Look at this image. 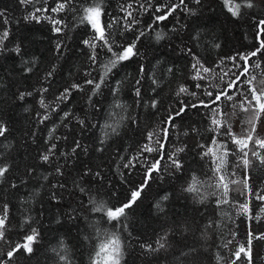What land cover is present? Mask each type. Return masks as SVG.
<instances>
[{"label":"trees","instance_id":"1","mask_svg":"<svg viewBox=\"0 0 264 264\" xmlns=\"http://www.w3.org/2000/svg\"><path fill=\"white\" fill-rule=\"evenodd\" d=\"M83 2L74 0L75 11L66 9L58 14L51 11L56 0H33L31 4L0 0V10L9 20L6 25L0 24V29L9 30L5 41L8 50L0 52V121L8 129L6 138L0 137V164L10 168L5 181L0 182V204H8L10 221L8 242L0 241V259L7 260L11 244L24 242L31 225L40 233L33 254L29 256L21 250L9 264H66L59 255H67L71 264H91L90 255L105 232L121 235V264H231L235 259L232 253L240 244H246L250 230L264 233V201L254 195H241L247 193L245 179L254 193L264 192V164L251 151L247 168L240 155H229L226 179L240 183L229 184L230 189L237 190L229 192V203L217 205L222 189L215 187L211 156L203 153L208 147H215L213 138L227 142L233 151L236 146L227 136L211 130L210 108L215 105L205 93L215 94L234 78L233 73L239 72L227 57L251 52L258 46L254 25L264 19V0H254L255 7L244 9L239 18L232 17L221 0H200L199 4L184 0L163 21H155V16L161 14L154 11L155 7L174 6L180 0H150L152 7L147 11L140 5L147 7L149 0H104L107 15L101 16V24L112 18L119 20L108 30L115 41L114 50L115 45L131 42L140 32L144 35L137 41L139 55L114 68L95 95L93 86L85 81L99 79L111 54L98 47L96 63L89 60L92 49L83 41L94 33L89 25L79 24ZM128 4H132L128 11L133 15L124 20L126 13L121 5ZM37 8L48 11L35 12ZM34 12L40 17L39 22L25 19ZM45 17L62 20V32H54L53 24ZM133 19L136 23L132 30L126 31L124 25ZM157 33L163 35L159 41ZM57 43L61 45L59 51ZM216 44L220 47H214ZM17 45L21 49L19 55L12 51ZM194 57L219 75L202 73L203 80L193 79ZM248 63L249 73L256 76L259 88V81L264 79V57L258 54ZM50 71L53 75L47 77ZM153 80L157 83L153 84ZM74 83L82 87L72 89L66 100L58 99ZM180 86L196 95L177 96ZM137 87L140 97L135 94ZM41 89L47 91L42 93ZM21 92L32 95L20 100ZM230 94L233 101L221 103L220 108L232 114V104L241 97ZM42 98L47 108L40 106ZM153 100L156 108L151 107ZM201 101L209 103V108ZM182 106L185 111L175 116ZM65 112L69 113L67 118H63ZM44 115L49 118L40 123ZM170 115L175 116L174 121L165 124ZM249 115L239 108L230 115L229 123L235 133L243 134L249 127ZM165 128L167 135L162 131ZM149 133H154L151 140ZM157 140L162 141L163 147ZM75 141L86 146L87 152L81 148L72 154ZM52 143L56 144L54 155L45 163L41 154ZM144 145L158 151L142 152ZM180 147L185 149L179 154L183 168L176 171L169 167L167 155ZM253 147L264 153V149L250 144ZM154 160H159L160 171L147 179L146 170ZM129 162L130 166L125 167ZM57 167L60 174L56 173ZM193 177L200 181L198 193L185 191ZM145 181L147 186L141 197L126 210L122 223H109L102 212L92 211L101 202L107 207L120 206ZM243 203L248 204L253 219L238 211ZM25 219L28 223H24ZM165 235L166 240L161 241L166 243L164 249L152 252L140 246L148 243L156 248V242ZM252 257L253 264H264V240H253Z\"/></svg>","mask_w":264,"mask_h":264},{"label":"snow or ice","instance_id":"2","mask_svg":"<svg viewBox=\"0 0 264 264\" xmlns=\"http://www.w3.org/2000/svg\"><path fill=\"white\" fill-rule=\"evenodd\" d=\"M33 0H20L21 4H31ZM79 3V0H76ZM197 4L200 3V0H195ZM223 6L227 9V11L231 14L232 17H241L243 15L244 9H251L255 7L254 0H221ZM181 4H184V0H180V3L177 5H158L155 7L154 11L161 13L160 15L155 16V21H163L168 18V16L172 15V13L180 7ZM74 0H56V6L51 9L52 12L61 13L66 9L75 11L74 8ZM104 0H84L83 3H80V11L82 15L79 16V24L81 25H89L93 30L94 35L90 39H85L83 44L90 47L92 49V54L89 56V60L93 63H96L98 54L96 53V49L99 47L101 50L107 49V52L111 54L108 63L104 64L102 67L104 69L103 73L99 76V79H88L85 81L86 84L92 85V94L95 95L102 87V85L106 84L107 77L109 73L112 72L114 68H116L119 64L124 61H128L134 56H138L139 52L137 50V41L141 36L144 35L143 32H140L135 38L126 44L115 45V50L113 45L115 41L111 39V32L108 31L113 27L114 24H118L119 20L117 18H112V20L104 22L101 24V16L107 15L104 9ZM185 9H187V5L185 4ZM148 7H152V4L149 0L147 7L143 4L140 5V8L147 11ZM132 8V4H128L127 6L121 5V10L126 13V16L123 17L124 20H127L128 17H132V11H128V9ZM48 11L47 8H37L35 12ZM34 13H30L29 16H26L25 19L36 20L39 22L40 17ZM49 19L53 24V31L56 33H61L62 28L59 26L62 24V20H57L52 17H45ZM9 23L8 17L5 11L0 10V24L6 25ZM136 23L135 19L129 21L124 25L126 31L132 30V24ZM151 27V25H149ZM255 30L256 37L259 41L258 46L255 47V50L248 53H237L235 56L227 57L226 59L231 60L233 62L234 67L239 69V72L233 73L232 76L234 78H230L229 82L226 83L225 87L217 91L215 94L213 92L208 91L205 94L209 96L211 99V104L215 105L214 108H210L211 111V124L212 131L216 132L220 136H227L228 139L235 145V151L228 148L227 142L218 141L217 139H212V145L215 147H208V150L203 153L204 156H211L212 163L214 165L213 176L216 177L215 187L217 189H222L221 198L216 201L217 205H223L229 203L228 196L229 192L237 189H230L229 184L236 185L240 182L236 180L226 179L227 176V166H228V157L229 155H240V159L244 168H247L251 161L248 159L249 151H251L252 156L256 157L261 164H264V153L255 150V147L250 148V144L257 146L259 149H264V136L260 133H264V79L259 81L260 87H257L255 83L257 78L254 75H250L249 73V60L252 57L257 56L258 54L264 57V19H258L255 22ZM163 38L161 33L156 34V39L159 41ZM9 39V30L7 28L0 29V52L7 51V45L5 41ZM57 50L59 51L61 45L57 43ZM214 47L219 48L218 44L214 45ZM18 55L21 52L20 47L17 45L12 49ZM190 51V50H189ZM224 62L222 58L221 63ZM242 62V63H240ZM255 67H260L259 64L254 65ZM192 69L195 73L193 79L203 80L204 75L202 73H212L213 75H219L215 72L214 68L205 67L204 64L201 63L199 58L194 57V62L192 63ZM219 67V65H218ZM55 69L53 68V71ZM27 71L31 72L32 69L28 68ZM53 71L47 73V77H51L53 75ZM171 71V69H169ZM143 69L141 68V73ZM90 75V74H89ZM224 75H228V73H224ZM46 77V78H47ZM220 79L223 80L224 76H220ZM140 80L136 81L137 85L140 84ZM157 82L153 80V84ZM200 87L199 84L196 85ZM246 86V87H243ZM82 86L80 84H72L71 88H65V90L60 94V100H66L71 93L72 89H80ZM219 87V86H215ZM242 89V90H241ZM42 93L46 92L47 89H41ZM155 91V89H153ZM230 92H234L238 94L241 99L237 103L232 104L233 113L229 114L225 111H222L220 108L221 103L225 101H233V94ZM135 94L137 97L141 96V90L139 87L136 88ZM177 96L181 94H190L195 96L196 93H188V89L184 86H180L177 91ZM31 92H21L19 93L18 98L23 100L25 96H31ZM91 99V97H90ZM40 106L42 108H47L48 105L45 104L43 98L39 101ZM205 108H209V103L204 101L200 102ZM156 101L153 100L151 103L152 108H156ZM191 107H197V105L192 104ZM239 108L243 112L250 113L246 124L249 126L244 129L243 134H237L233 131L231 124L229 123L230 115H235V109ZM185 111V106H182L178 111L175 112V116H180ZM69 116L68 112L64 113L63 118H67ZM175 116H169L167 120L164 121L165 124H169L174 121ZM49 117L44 115L40 123H43ZM81 126H84V121H79ZM174 126V125H173ZM259 129V130H258ZM8 129L3 121H0V137L6 138V133ZM54 131V130H53ZM113 132H116V128L113 127ZM165 135H167V129H162ZM154 133H149L148 139L151 140ZM49 138H52V132L49 133ZM59 139V138H57ZM157 144H161L163 147L162 141H155ZM75 147L72 148V154H76L77 149H81L84 152H87V147L82 146L79 141H75ZM103 143V141H101ZM56 149V144L52 143L46 149L44 153L41 154L40 159L47 163L50 160V156L54 155V150ZM223 149V151H221ZM142 152L152 153L154 151H158L157 149L144 145L141 149ZM185 149L183 147L176 148L175 152L168 154L167 159L170 161L169 167L174 168L176 171H181L183 168V163L179 158V154L184 152ZM219 153V154H218ZM64 155L63 153H61ZM129 164H126L125 167H129ZM239 166V165H237ZM10 168L7 164H0V182L5 181L7 174L9 173ZM160 171V163L159 160H154L146 170L147 179L152 178L153 172ZM56 173L60 174V168H56ZM87 174V173H85ZM96 176H99V173H96ZM47 179V177H45ZM200 181L196 178H192V182L185 188V191L188 193H198L197 185ZM244 188L247 189V193L241 192V195L246 196H255L256 199L264 201V192L254 193L251 187L248 185L247 179L243 181ZM147 186V182L141 183L137 188L131 191L130 198L127 202L121 204L118 207H107L103 202L96 204L93 208V212H102L104 216L107 218V221L111 223L112 221H116L118 223H122L123 219H126L127 212L126 210L131 208L133 204L137 202V200L141 197V194L144 188ZM12 187L15 188L17 185L12 184ZM81 191H84L82 188ZM216 193H213L215 195ZM163 199H168L167 196H164ZM159 207V205H157ZM162 210V209H161ZM238 211L241 214L248 215L249 219H253L254 217L250 213V209L247 203L239 204ZM264 211V209H262ZM258 218V217H255ZM9 206L7 203L0 204V241L8 242L7 231L9 226ZM24 223H28V220L25 219ZM124 229H127V225H123ZM29 231L24 235V242L22 243H14L10 245L9 250L6 252L7 260L0 259V264H9V261H12L13 258L23 250L24 253L31 256L34 252L33 245L37 243L38 238L40 236L39 230L36 227H31L29 225ZM235 235V234H233ZM165 237H161L156 243L158 247L153 248L152 244L144 243L140 246L144 248L146 251H159L160 249H164L166 247ZM253 240H264V233L256 234L251 230L248 233L246 244H240L237 249L232 253L235 259L231 260V264H237V261H240V264H253L252 257V242ZM228 243H231L229 241ZM227 246V245H225ZM195 252V249L191 250ZM59 255V253H58ZM124 256V245L121 239V235L117 232H105L103 234V239L99 241L97 245L94 247V252L90 255L91 264H121V261ZM60 261H65L66 264H71V261L67 255H59Z\"/></svg>","mask_w":264,"mask_h":264}]
</instances>
